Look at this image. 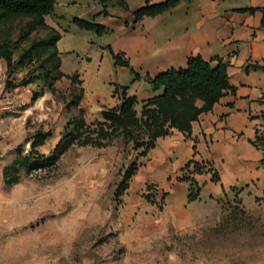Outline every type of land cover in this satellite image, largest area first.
I'll return each instance as SVG.
<instances>
[{
  "label": "rangeland",
  "instance_id": "rangeland-1",
  "mask_svg": "<svg viewBox=\"0 0 264 264\" xmlns=\"http://www.w3.org/2000/svg\"><path fill=\"white\" fill-rule=\"evenodd\" d=\"M74 1L75 5L60 9L62 19L53 14L46 17V24L54 26L59 19L54 29L61 35L59 71L76 73L80 85L55 74L20 85L30 77L29 71L34 77L42 73L34 60L18 63L27 46L17 38L22 22L11 32L16 45L10 72L0 59V264H264V181L228 189L219 199L211 198L209 205L204 201L195 208L184 206L193 219L180 225L172 219L174 206L167 196L171 178L176 181L178 174L170 176L169 183L164 179L155 183L138 182L136 173L115 199L123 173L146 161L140 156L142 149H134L120 135L104 148L75 144L48 167L35 169L37 156H32L29 168L19 171L18 182L5 184L4 167L29 155L36 132L49 133L37 149L38 159H51L55 145L79 118L78 110L83 109L84 121L94 128L101 121L100 112L114 107L112 95L119 96L113 92L115 85L122 86L131 77L128 71L117 72L106 48L119 47L123 37L117 30V35L97 36L72 22L74 17L91 20L82 11L92 1L98 9L106 8L107 15L123 12L113 1L106 5L98 0ZM127 4L133 11L140 3ZM99 20L110 23L104 17ZM43 36L37 30L30 39ZM128 86L130 92L135 89ZM135 90L140 97L152 92ZM139 108L140 104L138 112ZM256 118L252 141L260 155L257 167L264 174V115ZM175 193L171 197L180 201L181 191ZM199 213L205 216L194 218Z\"/></svg>",
  "mask_w": 264,
  "mask_h": 264
},
{
  "label": "crops",
  "instance_id": "crops-1",
  "mask_svg": "<svg viewBox=\"0 0 264 264\" xmlns=\"http://www.w3.org/2000/svg\"><path fill=\"white\" fill-rule=\"evenodd\" d=\"M108 1H113L115 7L123 13L107 15L106 8L104 11L98 9L92 1L90 5L84 7L82 14H89L91 20L105 26L107 29L105 33L112 32L113 35H117L115 33L117 30L123 37L119 47L112 51L124 54L141 79L133 81V76L127 68H115L117 72L128 71L131 74L129 81L120 85L128 87L127 95L136 97L137 105L140 104L139 111L142 101L162 92L154 91L144 78L154 77L169 69H185L187 59L192 56H200L205 61H211L213 58L221 59L226 63L230 85L236 88L234 95L227 92L210 112L201 114L198 120L192 123L190 138H185L176 130L170 136L158 138L155 147L149 151L146 161L138 167L136 180L138 182L150 180L157 183L164 179L169 183L167 179L178 174L180 168L191 159L212 163L220 181L211 182L209 174L195 176L202 186L199 199L195 202L187 203V185L172 181L173 177L171 178L167 196L174 206L172 219L179 221L177 224L180 225L185 224L188 218L193 219L191 217L193 215L189 214L184 206L187 209L191 206L195 208L196 204H205L204 201L209 205L212 202L211 198L219 199L222 194H227L231 187L245 186L251 181L256 183L264 181L262 180L264 174L256 163L260 155L249 143L258 124L256 117L264 115V71L250 70L246 73L243 69L248 63H264L262 14L259 11L253 14L239 11L264 8V0L181 1L175 8L163 14L144 17L135 24H132V11H129L128 0L97 2L106 5ZM121 1L125 6L121 5ZM148 1L158 3L163 0ZM137 2L140 3L137 7L139 8L146 0H137ZM75 3L74 0H55L51 15L54 14L62 19L60 9ZM56 5L59 8L55 9ZM46 17L44 19L47 23ZM101 17L107 18L110 23L100 22ZM58 20L54 26L50 25L53 29L58 28ZM126 83L132 86V89L142 88V92L151 89L152 92L140 94L141 97L137 96V91L134 89L130 92ZM112 96L113 106L119 104L118 95ZM197 104L201 105L200 102ZM173 163L176 164L175 170H172ZM177 190L182 193L178 198L180 201L171 197ZM183 194L184 200L181 199ZM204 216L205 213H199L194 218L201 219Z\"/></svg>",
  "mask_w": 264,
  "mask_h": 264
},
{
  "label": "trees",
  "instance_id": "trees-1",
  "mask_svg": "<svg viewBox=\"0 0 264 264\" xmlns=\"http://www.w3.org/2000/svg\"><path fill=\"white\" fill-rule=\"evenodd\" d=\"M188 0H163L158 3L145 4L131 12L132 24H135L144 17H155L173 8L179 2ZM55 0H0V59L6 63L8 72L13 67L12 55L15 50L16 41H12L11 32L16 23H21L18 28V39L26 42L27 46L19 56L18 63L24 65L25 62L38 63V69L42 73L34 77L29 71L28 79L20 82L21 86H26L35 79L55 74L56 78L65 77L72 84H81L78 75H64L59 71L61 59L57 50V42L61 35L59 32L48 26L45 16L51 15L54 9ZM121 5L125 6L121 1ZM239 11L253 14L259 11L262 14L261 28H264V8L241 9ZM25 21V22H24ZM79 29L93 31L97 36H101L107 31L106 27L95 23L94 20H85L78 17L72 19ZM128 26L127 23H125ZM42 30L44 36L41 39H30L32 33ZM111 56L114 67H125L133 76V81L141 79L130 66L128 60L122 53H114L110 46L106 47ZM244 71H264V63H248L244 66ZM154 91L161 90V94L142 101L140 111L136 110L137 99L133 95H127L126 86L115 85L114 93H119V104L100 112L101 121L87 125L83 119V109L78 110V119L74 121L70 131L58 141L53 149L51 159H38L39 147L45 144L49 133L36 132L30 145V153L27 156H19L8 166L4 167L2 177L7 186L18 182V173L21 169H28L32 156L35 159V169L53 165L72 146H93L104 148L107 141L115 135H120L125 142H130L134 149H142L140 156L146 158L156 144L158 138L170 136L174 130L180 132L185 138H190L192 123L196 122L201 114L208 113L213 106L227 92L234 95L236 88L231 86L226 71V63L219 58L205 61L200 56H192L187 59L185 69H169L154 77H145ZM7 86H12L9 82ZM83 90L80 88L79 96L75 105L78 107L81 102ZM37 95H34V98ZM200 102L199 106L197 103ZM253 146V141L249 140ZM254 147V146H253ZM194 149V146H193ZM138 165H131L122 176L114 192L115 199L128 189V183L136 174ZM209 174L210 181L218 183L220 181L218 172L209 161H187L179 170L175 180L187 185V203L195 202L199 199L202 186L199 185L195 176ZM148 187V186H147ZM231 187L230 190H234ZM166 193H163L165 196ZM151 203L153 201L151 200Z\"/></svg>",
  "mask_w": 264,
  "mask_h": 264
}]
</instances>
